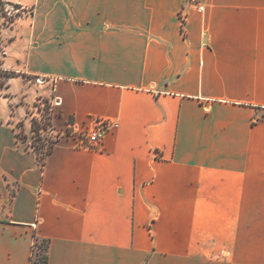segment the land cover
Returning a JSON list of instances; mask_svg holds the SVG:
<instances>
[{
    "label": "crops",
    "instance_id": "crops-1",
    "mask_svg": "<svg viewBox=\"0 0 264 264\" xmlns=\"http://www.w3.org/2000/svg\"><path fill=\"white\" fill-rule=\"evenodd\" d=\"M7 1L32 14L3 47L0 264L36 238L47 264H264V0ZM38 96L117 127L41 166Z\"/></svg>",
    "mask_w": 264,
    "mask_h": 264
},
{
    "label": "rangeland",
    "instance_id": "rangeland-1",
    "mask_svg": "<svg viewBox=\"0 0 264 264\" xmlns=\"http://www.w3.org/2000/svg\"><path fill=\"white\" fill-rule=\"evenodd\" d=\"M30 15L31 14L23 13L22 16L16 20L17 22L15 21V23L11 27L4 29L1 35V41H2L3 47H4L6 40L11 35V29L14 27V25L24 19H28ZM4 51L5 49L3 48V52H2L3 55L1 56L2 54L1 53L0 58L4 56ZM2 73L3 71L0 69V83L6 80L4 76L2 75ZM54 107L56 106L52 99L42 97V96L36 97V99L30 104V108L28 109V114L26 115L27 118L30 119L31 121V128H30L28 135L25 134L23 129L21 128L18 129L19 140L23 143L24 146L30 147L36 153L37 161L39 157L42 156L45 150L50 149V148L52 149L53 143L58 139L67 140V141L69 140L72 143V145L75 146V142L71 138L62 136L57 139H51L48 137V135L46 136V133L48 132L47 131L48 126H53L51 119H52V115L54 114ZM93 120H90L88 123H85L82 125L84 127H87V126L89 127L92 125ZM68 122L72 123L71 119ZM55 129H57V131L59 130L63 131L66 129V126L64 128L55 127ZM68 132H71V131L68 129ZM45 138L48 139L47 142L45 141ZM82 149H91V148H82ZM40 242L41 241L39 240V243ZM35 251L37 254L44 253V250H41L39 247H36Z\"/></svg>",
    "mask_w": 264,
    "mask_h": 264
},
{
    "label": "built area",
    "instance_id": "built-area-1",
    "mask_svg": "<svg viewBox=\"0 0 264 264\" xmlns=\"http://www.w3.org/2000/svg\"><path fill=\"white\" fill-rule=\"evenodd\" d=\"M195 1V0H190ZM199 10H203V6L198 7ZM55 106L59 104V100L55 99ZM117 127V123L115 121H111L109 119L97 118L93 120L91 126L84 127L83 125H75L71 122L66 124L65 130L57 131L53 126H48L46 136L48 135L51 139H57L62 136L67 138H71L75 142V146L77 148H95L99 146L103 140V137L112 132ZM68 129L71 132H68ZM47 142L48 139L45 138ZM36 240H34V244L32 246V251L30 254L31 264H34L37 261V253H36Z\"/></svg>",
    "mask_w": 264,
    "mask_h": 264
},
{
    "label": "trees",
    "instance_id": "trees-1",
    "mask_svg": "<svg viewBox=\"0 0 264 264\" xmlns=\"http://www.w3.org/2000/svg\"><path fill=\"white\" fill-rule=\"evenodd\" d=\"M23 13L32 14V9H28L25 7H22L20 4L12 3L7 0H0V35L2 31L5 28L11 27L15 21L22 16ZM3 52V44L1 41L0 36V54ZM3 53L1 54V56ZM0 69L3 71L2 75L5 79L12 76H18L21 75L20 73H17L15 71H9L2 69V57L0 58ZM7 87L6 80L0 83V88ZM19 137V136H18ZM51 151L50 149H47L44 151L41 157L38 159V163L42 166L44 157L49 154ZM37 247H39L41 250H44V253H38L37 254V261L34 264H47L48 256H47V249H48V240L47 239H41L39 243V239H35Z\"/></svg>",
    "mask_w": 264,
    "mask_h": 264
}]
</instances>
